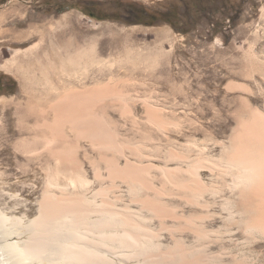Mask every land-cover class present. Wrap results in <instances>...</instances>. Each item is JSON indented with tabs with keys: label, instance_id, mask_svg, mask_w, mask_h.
<instances>
[{
	"label": "rangeland",
	"instance_id": "374dc122",
	"mask_svg": "<svg viewBox=\"0 0 264 264\" xmlns=\"http://www.w3.org/2000/svg\"><path fill=\"white\" fill-rule=\"evenodd\" d=\"M131 2L173 5L192 16L181 17L179 30L134 23L124 6ZM84 6L107 18L89 16ZM57 33L83 55L69 63L71 80L98 90L77 108L84 122L59 126L54 144L61 152L49 153L50 142L38 149L47 160L27 163L37 153L15 147V132L19 107L31 95L17 68L24 62L11 58L34 44L38 51L57 45ZM0 73L13 83L11 92H0V211L21 220L7 223L8 241L22 247L30 236L24 226L48 196L61 203L52 209L59 215L50 216L56 226L79 229L86 243L107 252L109 260L98 264H264V231L238 223L244 184L232 188L238 171L222 155L244 105L264 116V0H0ZM57 101L40 103L48 125L54 106L63 105Z\"/></svg>",
	"mask_w": 264,
	"mask_h": 264
},
{
	"label": "bare ground",
	"instance_id": "6f19581e",
	"mask_svg": "<svg viewBox=\"0 0 264 264\" xmlns=\"http://www.w3.org/2000/svg\"><path fill=\"white\" fill-rule=\"evenodd\" d=\"M48 34H49V32L47 33V31L45 33H43L42 39L44 37H46ZM57 35H58V44L57 45L49 44V45H46L47 47L46 46L42 47L41 51H38L37 46L34 44V45H32V46H30L27 49L22 50V51L15 50V52L11 58L12 63H14V62L16 63L17 61H19V59H22V62H24L23 65L19 64L18 66L17 65H15V66H17L18 70L19 69L22 70L23 75H24L23 80L25 82L26 87L29 88V93L31 95V97L26 101L25 105L22 107H19L18 119H17V130L15 132V134L17 136L16 142H15V147L20 148V146L26 147L27 145H29V151L37 153V154H33V155L25 158V161L27 163H33L36 159H38V160L43 159V158L45 159L46 154L44 155V153L39 151L38 149L40 147H42L43 145L47 146L50 142H53V145L47 147V151H49V153H53L54 156H57L61 152L62 148H60V145L54 144V142H56V140H58L60 138L59 126L63 122L66 123V121L69 122L71 124V126L78 124V122H81L82 120H83L82 122H84L85 115L84 114H82L84 116L80 115L81 113L78 112L80 110H78L77 108H79V106L80 107L87 106L88 103L91 102V99H92V97L88 98L89 92H92L94 90L95 91L98 90V87L96 86V84H95V86L97 88L94 87V85L92 87L87 88L85 85L80 86V84H79L80 82L77 83V81L71 80L73 77H71L70 75H72L73 68L69 65V63L71 62L73 64H78L82 58L81 56H83V55H82V52L76 50L75 46H73L72 41L64 40V36L62 33H57ZM43 57H45L44 60H43ZM4 68H6L8 70L9 66H4ZM29 70H31V71L33 70L32 73H29ZM68 75H69V77H67ZM51 81L54 82V84H57L58 88H62V89L56 90V87H54V85L51 83ZM231 85H229V86H231ZM81 88H83V89H81ZM52 89H54V90H52ZM55 90L57 91V93L55 94L54 100H58L57 101L58 106L61 105L60 104L61 101H62L63 105H61L60 107L54 106L57 109L56 118H55V121L52 125H48V124H46L47 122L45 119L46 111L44 108H41L40 103L46 99H48L49 102H53L54 100L52 101L51 94H52V92L54 93ZM83 94H86V95L83 96ZM54 103H56V101ZM59 108H61V112H59ZM87 111H86V117L89 116V115H87L89 113V111H88V113H87ZM60 113H61V115H60ZM241 113H245L246 116L241 117L239 115ZM90 116H91V114H90ZM90 116H89V119H90ZM92 119L93 120H99V119L101 120V118H99V117L97 118V116H95ZM235 119H236V127L232 131V135L230 137L229 145L224 150H222L223 151L222 155L228 159V161H226L227 162L226 166H228L229 168L234 167L233 169L238 171V173L235 175L237 180H235L233 182L234 184H233L232 188L237 187L239 184H244V187H242V189L239 191L240 200H239V203H238V206L236 209L237 213L239 214L238 223L241 222V223L247 225L246 227L250 231L254 227L259 228V229L264 231V116L262 117L252 107H250L248 105H244V109L240 110V112L236 115ZM86 120H88V118ZM102 121H103V119H102ZM82 124H79V126L81 125L80 127H82ZM84 125H83V127L87 128V124L85 126ZM101 125L103 127V124H101ZM97 126H94V128ZM90 128H92V127L90 126ZM92 129L90 130V132L92 131ZM95 129H97V128H95ZM100 129L103 130V128H100ZM56 130H58V132ZM102 130H100V131L94 130V135L99 134V132L101 133ZM92 133H93V131H92ZM90 135H92V134H90ZM100 135L103 136L102 133ZM99 137H101V136H99ZM49 155H51V154H49ZM45 160H47V158ZM56 160L58 162V159H56ZM46 163L48 165L47 161H46ZM116 163H118V162L116 161ZM190 166H191V164H190ZM136 167H138V166L136 165ZM45 168H46V166H45ZM148 169H146V170H148ZM167 170L169 171L170 169H167ZM181 170H183V169H181ZM189 170H191V169L189 168ZM229 172H231V171H229ZM110 173H112V172H110ZM166 174H168V173H166ZM173 174H174V172H173ZM96 175H98V174H96ZM195 176H196V174H195ZM110 177L112 178V176H110ZM96 178H98V177L96 176ZM194 179H196V178H194ZM175 181H177V180H175ZM192 181H193V179H192ZM196 182H198V181H196ZM72 184H70L69 186H71ZM148 185H150V184H148ZM175 187H176V183H175ZM191 187H193V186H191ZM202 188L200 190H202ZM192 190H194V189H192ZM200 192H202V191H199V194H200ZM213 196H214V194H213ZM49 198L50 197L47 196V197H44V199L42 200V203L40 204V209H39V216L37 218L29 221L24 226L26 228L25 232H28L30 234V236L28 237L27 240L22 242V247H18L16 242L8 241V239L10 238V235H12V231H13L12 229L13 228L6 226L7 223L12 219L16 220L15 223L12 221L14 224H16V222L20 224L21 220L17 217L16 218L15 217H9L0 211V242L1 241L3 242L2 244H0V264H35L38 261L39 262L45 261L46 264H95L96 262H97L96 264H98V263H101V261L109 260V259H106L107 252L105 250L99 249L100 246L98 248V247H95L94 245H92L90 243L89 244L86 243V241L84 240V238H86V237L83 235L81 237L79 229L74 228L73 230L69 231V230H66L65 227L56 226L55 220H54V222H52V220H50L51 215L55 216L57 214L56 211H55L56 212V214H55L54 210H52L53 207H58L61 203L58 201V203H53L54 205H52L51 201L50 202L48 201ZM135 200H137V199H135ZM138 201H140V200H138ZM148 201H150V200H148ZM226 202H225V204H226ZM108 204H109V202H108ZM231 205H232V203H231ZM226 206H228V204ZM203 207H205V206H203ZM64 208H65V206H63V207L60 206L59 208H57V210H62V212H63ZM230 208H229V210H230ZM225 209H224V211H225ZM229 210L227 208L229 217L234 216L235 214L233 215L232 211L229 212ZM60 212H58V213H60ZM66 213H68V212H66ZM57 215H59V214H57ZM199 216H196V217H199ZM229 217L225 218V219H227V222L229 220L231 221V218H229ZM102 219H98L99 223L101 222L100 220H102ZM122 219L124 221V218H122ZM233 219L234 218H232V221H233ZM52 225H54V226L52 227ZM247 228H245V231L249 232L248 230H246ZM193 231L196 232L197 230L194 229ZM198 232H199V229H198ZM109 233H110V231H109ZM125 234L127 235L128 238H132L128 231H125ZM201 238H202V236H201ZM139 242H141V241H139ZM139 242H138V244H139ZM117 256H116V258H117ZM240 257H241V255H240ZM242 257H243V255H242ZM109 258H111V257H109ZM237 258H239V257L237 256ZM106 263H108V262H106ZM251 264H252V261H251Z\"/></svg>",
	"mask_w": 264,
	"mask_h": 264
},
{
	"label": "trees",
	"instance_id": "16d2710c",
	"mask_svg": "<svg viewBox=\"0 0 264 264\" xmlns=\"http://www.w3.org/2000/svg\"><path fill=\"white\" fill-rule=\"evenodd\" d=\"M124 6H126L129 11L132 18L131 22L134 23H143L146 25H154L157 22H164V23H168L170 24L174 29H180L179 28V22L181 17L185 16L188 18H191L192 13L190 11L191 14H180L177 10V8H175L173 5H170L168 7H166V9L162 10V9H150L147 8L144 5H140L137 3H126L124 4ZM82 11L86 14H88L91 17H97L98 19H105L107 18V16H95V14L90 10V8L88 6H84L81 8ZM199 11L201 9H198ZM228 18L233 21L234 20V16L233 14L228 16ZM182 32H185V30H183Z\"/></svg>",
	"mask_w": 264,
	"mask_h": 264
},
{
	"label": "flooded vegetation",
	"instance_id": "af4514ba",
	"mask_svg": "<svg viewBox=\"0 0 264 264\" xmlns=\"http://www.w3.org/2000/svg\"><path fill=\"white\" fill-rule=\"evenodd\" d=\"M11 86H13L11 78L5 73H0V92H11Z\"/></svg>",
	"mask_w": 264,
	"mask_h": 264
}]
</instances>
